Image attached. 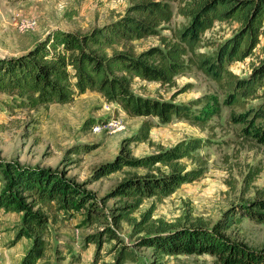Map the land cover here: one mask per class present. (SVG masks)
<instances>
[{"label": "trees", "instance_id": "16d2710c", "mask_svg": "<svg viewBox=\"0 0 264 264\" xmlns=\"http://www.w3.org/2000/svg\"><path fill=\"white\" fill-rule=\"evenodd\" d=\"M187 23L178 29L167 28L174 11ZM235 21L240 27L212 52L202 51L204 34L217 22ZM264 25V0H133L120 19L91 32L56 29L26 54L0 58V92L17 96L19 107L34 109L42 105L66 104L87 91L100 93L106 101L119 105L132 117H145L139 131L125 139L129 144L150 140L156 119L170 124L174 118L205 126L222 113L230 111L233 124L242 135L264 145V59L247 76H238L230 66L249 57L260 42ZM170 30L171 34H163ZM159 37L160 44L136 54L129 45L147 37ZM215 82L220 93L179 103L147 97L133 89L135 80L174 86L178 76L194 70ZM188 85L180 93L187 92ZM254 101L257 104L252 105ZM96 125L97 121L91 119ZM210 139L187 138L169 148L138 158L117 156L96 169L104 177L124 167L155 169L142 176L123 180L113 190L114 197L125 199L113 216L118 223L127 219L144 199H163L183 185L199 180L207 171L200 151ZM92 151L88 147L86 152ZM77 153V152H76ZM190 160L188 169L180 162ZM159 166L168 170L164 171ZM5 188L0 193V211L23 214L26 228L35 232L34 243L21 264H37L44 256L49 218L44 208L55 205L58 211L71 213L86 210L92 216L95 198L82 191L66 176L48 170L22 168L9 164L3 168ZM149 215L142 224H147ZM245 218L264 223V199L245 202L228 210L211 229L191 227L161 228L148 231L132 247L107 228L110 240L121 248L113 264H139L135 247L151 248L155 258L176 255L209 254L218 264H264V251L230 240L228 232ZM23 235H29L26 228ZM93 242L100 243L92 237Z\"/></svg>", "mask_w": 264, "mask_h": 264}, {"label": "rangeland", "instance_id": "374dc122", "mask_svg": "<svg viewBox=\"0 0 264 264\" xmlns=\"http://www.w3.org/2000/svg\"><path fill=\"white\" fill-rule=\"evenodd\" d=\"M133 0H0V58L26 54L56 29L86 34L124 16ZM187 23L174 11L167 28H182ZM240 25L235 21L217 22L203 36L201 50L212 52L216 45L232 37ZM163 34H171L170 30ZM151 36L129 45L136 54L159 45ZM264 59V25L260 42L253 53L230 69L247 76ZM188 85L192 87L180 93ZM133 89L147 97L188 103L210 93H220L215 82L203 72L194 70L176 78L174 86L135 80ZM17 96L0 92V193L6 186L3 168L16 164L22 168L48 170L66 176L95 199L92 216L86 210L64 213L44 208L49 218L44 256L37 264H113L121 248L117 240L105 233L111 228L119 238L134 246L139 238L161 228L191 227L211 229L225 215L242 203L264 199V145L246 139L239 125L233 124L230 111L205 126L174 118L170 124L155 126L150 140L129 144L125 139L135 135L148 119L132 117L119 105L109 103L98 92L87 91L66 104L22 108ZM254 101L252 105L257 104ZM97 121L96 125L90 123ZM187 138L210 139L200 151L207 171L199 180L183 185L173 195L144 199L127 219L118 223L113 216L125 199L113 196V190L126 178L155 169L124 167L104 177L96 169L117 156L138 159L174 146ZM88 147L92 151L86 152ZM77 152V153H76ZM193 168L190 160L180 162ZM166 171L167 168L159 166ZM149 217L147 224H142ZM23 214L0 211V264H21L34 243L35 232L23 235ZM230 240L264 251V223L245 218L240 226L228 232ZM92 237L100 243L93 242ZM139 264H218L209 255H176L155 258L151 248H138ZM130 264V263H126Z\"/></svg>", "mask_w": 264, "mask_h": 264}]
</instances>
